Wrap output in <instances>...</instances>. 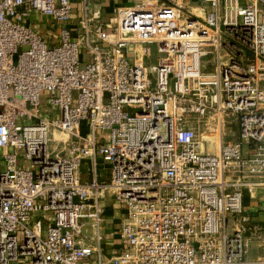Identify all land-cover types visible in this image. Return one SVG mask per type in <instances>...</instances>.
<instances>
[{"label":"built area","instance_id":"1","mask_svg":"<svg viewBox=\"0 0 264 264\" xmlns=\"http://www.w3.org/2000/svg\"><path fill=\"white\" fill-rule=\"evenodd\" d=\"M202 1L131 0L91 25L79 0L73 31L74 0H0V264H264L243 213L264 174V0ZM35 13L60 23L55 43ZM85 159L108 180L82 181ZM108 198L124 211L111 257Z\"/></svg>","mask_w":264,"mask_h":264},{"label":"crops","instance_id":"2","mask_svg":"<svg viewBox=\"0 0 264 264\" xmlns=\"http://www.w3.org/2000/svg\"><path fill=\"white\" fill-rule=\"evenodd\" d=\"M93 9L98 10L96 20L91 22V25H96L99 22H106V18L110 19L114 15V10L118 7L125 6L131 3V0H91ZM165 2H180L186 9H194L197 7H204L205 3L202 0H163ZM75 9L72 13L71 20L66 24L67 27L73 31H77V22L81 5L79 0H74ZM37 14V13H35ZM33 14L32 17L35 15ZM38 15V14H37ZM236 131V132H235ZM232 133V137L237 138V130ZM96 177L100 181H106L109 177L108 166L100 161L94 166L91 159H85L81 164V178L82 181L88 182L91 178ZM253 182L252 191H244L243 196V213L249 217V226L251 224H259L264 226V174L260 176L249 177ZM116 204L111 198H108L107 205L104 210V240L102 242V249L105 257H111L120 251V242L118 239V226L122 214L116 216L109 206L114 207ZM123 210V209H122ZM119 221V222H118ZM116 222V223H115ZM87 234L90 236L91 230L87 229ZM248 257L250 260H255L264 254V246L258 240H252L249 246Z\"/></svg>","mask_w":264,"mask_h":264},{"label":"rangeland","instance_id":"3","mask_svg":"<svg viewBox=\"0 0 264 264\" xmlns=\"http://www.w3.org/2000/svg\"><path fill=\"white\" fill-rule=\"evenodd\" d=\"M108 20L109 19L106 18V21H108ZM59 25H60V23H55L54 21H51L50 22L48 19L43 18L39 14L38 15L35 14L32 17V23H31L30 26L38 34H40L43 38H45L46 40H48L49 41L48 43H55L56 40H57V37L59 35V32H58V26ZM48 36H51L53 40L50 41V39L48 38ZM24 47L26 48V46H24ZM150 49H151V56L146 59V65L151 70L152 66L156 65L159 54L157 52V49H156V45L155 44L150 45ZM86 58L87 57L84 54V60H86ZM209 58H207V57L206 58L205 57L203 58V61H204V70H207V71H210L212 69V65L210 63ZM80 66L82 67V65H80ZM152 76H153V74H152ZM49 96H50V93L49 92H47V91L41 92V101H42V103L44 105H47V102H48L47 100H48V97ZM56 111H58L57 108H56ZM204 123H205V120H200V122L197 125L199 134L202 135V136H205V135H209V136L215 135V132H209L208 130L205 129V124ZM226 127H227V129H225V133L227 134V136H226V134L224 135V138L225 139L231 137L232 136V133L235 130H237V128H238L237 123L234 120L232 122H230V123H226ZM81 131L82 132L85 131V127L84 126L81 127ZM54 136H55V138L57 140H70L71 139V136L70 137H67L65 134H61L58 131H55L54 132ZM66 144L67 143H56V141H50L49 144H48V147L49 148H52V146L56 145L58 149H61L62 146H66ZM204 145H205V147H207L209 149V151H215L216 150V147H214V144L210 146V145H206V143H204ZM2 169H3V161H2V159L0 157V171ZM108 208L109 209H112L113 210V213L116 216H118V215L120 216L122 214V212H123L122 208L119 205H117V204L114 207L109 206ZM123 215L124 214H122V217H123ZM122 217H121V220H122ZM121 220H120V222H121ZM120 222H119V224H120Z\"/></svg>","mask_w":264,"mask_h":264}]
</instances>
